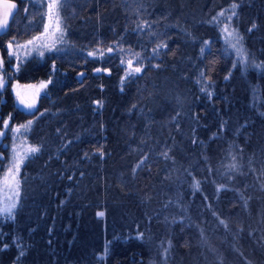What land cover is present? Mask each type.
<instances>
[{
  "label": "trees",
  "instance_id": "16d2710c",
  "mask_svg": "<svg viewBox=\"0 0 264 264\" xmlns=\"http://www.w3.org/2000/svg\"><path fill=\"white\" fill-rule=\"evenodd\" d=\"M7 1L0 178L14 126L41 150L23 162L14 214L0 217V264H202L194 252L208 247L217 263L264 264V69L252 66L264 63V0H62L67 48L18 66L8 44L43 30L47 1ZM136 53L142 71L127 77ZM41 79L37 108H20L13 83Z\"/></svg>",
  "mask_w": 264,
  "mask_h": 264
},
{
  "label": "rangeland",
  "instance_id": "374dc122",
  "mask_svg": "<svg viewBox=\"0 0 264 264\" xmlns=\"http://www.w3.org/2000/svg\"><path fill=\"white\" fill-rule=\"evenodd\" d=\"M46 1H47V18H46L45 25L47 24L49 26V30L47 33H45V25H44L43 30L34 36V37H41V38L39 40H34L32 45H28L27 41L32 40L33 37L23 42L12 43V48L10 51L12 53L11 56L15 59L16 66L23 64L32 55H37L40 58L43 57L44 55L43 56L39 55L40 51H43L44 54L46 52L63 51L65 48H67L68 44L70 43V38L68 35L67 20H66L67 13L64 14L63 12L62 0H56L58 7L52 10L51 19H49V15H48V12H49L48 4L52 2V0H46ZM57 26L59 30L54 31L55 29H57ZM53 42H56V49L58 50L49 51L48 47H50ZM43 45H47V47H44ZM97 57L102 58L99 55V52H97ZM131 60L133 61L132 63L133 68L138 67V66L142 67L137 62V59L135 60L131 59ZM2 66H3V61L0 58V67ZM125 66H126L125 70L126 71L129 70L128 65L125 64ZM0 78L3 79L1 73H0ZM42 83L46 84V87L42 88L41 87ZM49 83H50V79H41L36 82H22L19 80L15 81L12 87L15 93V97L18 101L19 107L22 109L29 110V111H34L37 108L39 97L43 93L46 92ZM178 97H174V101L176 103H181L182 105H185L183 94L179 95ZM21 100L25 101V103H34L35 108L28 109L27 107H25L24 103H21ZM20 126L21 125L14 126V128H18L19 130L16 132L12 131L13 144L10 148L11 156H10L9 166L11 165L14 156L17 159H20L21 157H24L27 150L30 147H32L31 145L27 143L24 136L20 134L21 130H23L24 128ZM0 133H3L2 135H0V141H1L2 138L5 136V131L2 129L0 130ZM6 145L7 144L4 143V146ZM0 157H3V153L1 152H0ZM25 159L26 158L23 159V162ZM22 165L23 163H21L18 172L13 173V175H15V180H13L11 176H8L6 179L5 174L7 173L9 166L6 172L4 173V175L0 178V208H3L6 202H15L16 204H18L19 196H20V186H19L20 185V172H21ZM15 209L13 210V214H14ZM0 217L10 218L6 213H0ZM217 232H220V231H217ZM213 251L214 250L212 248L208 247L206 251L207 253L203 254L202 256H200L199 252L195 251L194 258L198 259L202 264H231L227 260V258L217 263L216 258L213 254ZM188 263L195 264L193 260L190 258L188 260Z\"/></svg>",
  "mask_w": 264,
  "mask_h": 264
},
{
  "label": "snow or ice",
  "instance_id": "6c2138e0",
  "mask_svg": "<svg viewBox=\"0 0 264 264\" xmlns=\"http://www.w3.org/2000/svg\"><path fill=\"white\" fill-rule=\"evenodd\" d=\"M64 3H67V0H64ZM7 7H8V9L10 10V9H12V8H15L16 6H15L14 4H12V5H8ZM56 7H58V4L56 3V0H52V2H50V3L48 4V9H49L48 15H49V19H51V17H52V10H53L54 8H56ZM232 7H233V8H236L237 5L233 4ZM25 11H27V9H25ZM222 14H223V13H221V15H222ZM232 15H235V12H233ZM57 19H58V17H57ZM212 19H213V22L216 21V17H213ZM231 19H232V16H229V17H228V20L230 21ZM7 25H8V11H6V12L4 13V17H3V19L0 20V30H4V29L6 28ZM142 27H143V25H141V28H142ZM254 27H255V25H253V28H254ZM228 29H229V26H228V25H225L223 31H224L225 33H227L228 42H229L230 47L236 50L237 54L241 57V62L244 63L245 65H247V64H248V57H247V55H246V53H245V51H244V49H243V47H242V40H243V38H242L241 36H239V35L235 32V30L229 31ZM48 30H49V26L46 24V25H45V33H47ZM58 30H59V29H58V26H57V29H55L54 31H58ZM250 30H251V29H250ZM41 35H43V34H41ZM40 38H41V37H33L32 40H28V41H27V44H28V45H32L34 40H39ZM233 40L235 41V43L232 42ZM57 42H58V41H57ZM204 43L207 44V42H204ZM43 46H44V47H47V45H43ZM165 47H167V45H166L165 43L161 42L160 44H158V45L156 46V49L153 50V54H154V55L158 54L159 49H161V48H165ZM8 48H9V50H11V48H12V43H11V42H9V44H8ZM48 50H49V51H51V50H58V49H56V42H53L52 45H51L50 47H48ZM120 50L123 51V49H120ZM112 51H113V46L110 45V46L107 48V52H108V53H111ZM97 52H99V55H100L101 57H103L104 54H105L104 51H102V50H100V49H97L96 51H90V52L88 53V55L91 56V57H96V56H97ZM203 52H204V48H201V53H203ZM11 54H12V53H11V51H10V55H11ZM39 55L43 56V55H44V52H43V51H40V52H39ZM136 57H137V62L140 63V60H139V53H136ZM121 62L124 63V61H121ZM132 63H133V61H132L131 59H129V60L127 61V65H128V69H129V70L126 71V76H127V77H131V76L134 75V74H139V73H141V71H142V67H140V66L133 68V67H132ZM252 66H254V67H256V68L264 69V63L256 64V63L253 61V62H252ZM95 71H96V72H100V71H102V69L97 68ZM104 71H107V69H104ZM203 75H204V73L202 72V73H201V76H203ZM122 83H123V78H122ZM3 84H4V80H3L2 78H0V87H2ZM41 87H42V88H43V87H46V84L42 83V84H41ZM201 91H207V86L201 88ZM208 95H209V97H210V96H211V92H208ZM21 103H24V104H25V107H27L28 109H33V108H35V104H34V103H25V101H23V100H21ZM97 104H100V102L97 101ZM133 107H135V106H133ZM177 115H179V114H177ZM173 119H175V117H173ZM27 123H28V125H31L33 122H32V121H28ZM4 126H5V128L8 127V121H7V120L4 121ZM20 127H25V125H21ZM18 130H19L18 128H14V129H12L13 132H16V131H18ZM58 131H59V130H58ZM2 134H3V133H0V135H2ZM40 150H41V149H40L39 146H32V147H30V148L27 150V152L25 153L24 157H21L20 159H17V158L14 156V157H13V161H12L11 165L9 166V168H8V170H7V173L5 174V175H6V179H7L8 176H11V178H12L13 180H15V175H13V173L19 171L20 165H21V163H23V159L26 158L29 154H36V153H38ZM98 151H99V150H98ZM87 155H88V154L85 153V158H87ZM100 155L103 156V152H102V151H100ZM163 156H164L166 159L170 158V157L168 156V153H167V152H164V153H163ZM233 159H235V158H233ZM146 160H147V157H145L143 160H141V161L139 162V164H137L136 167L133 168V173L136 172V169H137V168L142 167V166L144 165V163L146 162ZM229 168H236V165H235V164L229 165ZM222 187H223V185L219 186L218 189H217V191H219L220 188H222ZM194 188H197V189L199 188V181H197V182L194 184ZM17 194H18V193H17ZM205 199H207V198L205 197ZM16 207H17V204H16L15 202H6L5 205H4V207H3V208H0V213H6L9 217H11L12 214H13V210H14ZM98 215L103 216L104 213H103V212H100V213H98ZM219 223L222 224V225H224V227H227V224H226V222H225L224 220H220ZM137 238H138V239L142 238V234H141L139 237H137ZM4 247L6 248L7 245H5ZM107 252H108V247H107V245H106V246H105V249H104V255L100 256L98 259L102 261V260L105 258V256L107 255ZM165 252H167V249H165ZM23 254H24V253H23V251L21 250L20 255L22 256Z\"/></svg>",
  "mask_w": 264,
  "mask_h": 264
},
{
  "label": "water",
  "instance_id": "95a60500",
  "mask_svg": "<svg viewBox=\"0 0 264 264\" xmlns=\"http://www.w3.org/2000/svg\"><path fill=\"white\" fill-rule=\"evenodd\" d=\"M12 4H14L16 7L15 8H12V9H8V5H12ZM16 8H17V5H16V3L15 2H13V1H7V0H0V20H2L3 19V17H4V13L6 12V11H8V25L6 26V28L4 29V30H0V36L4 33V32H6L8 29H9V25H10V21H11V19H12V17H13V15H14V12L16 11ZM114 53V49H113V51L111 52V53H109V54H113ZM97 68H100V69H102V71H100V72H96L95 70L97 69ZM97 68H95V69H93V72L95 73V74H102V73H105L106 75H111V70L109 69V68H102V67H97ZM104 69H107V71H104ZM85 71L84 72H82L81 74H78L77 76L79 77H81V76H84L85 75ZM80 81H82V79H80Z\"/></svg>",
  "mask_w": 264,
  "mask_h": 264
}]
</instances>
